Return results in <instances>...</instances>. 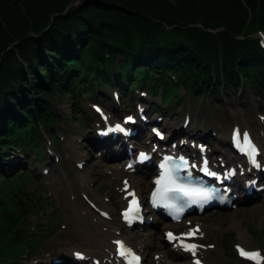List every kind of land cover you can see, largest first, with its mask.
I'll use <instances>...</instances> for the list:
<instances>
[{"label": "trees", "instance_id": "trees-1", "mask_svg": "<svg viewBox=\"0 0 264 264\" xmlns=\"http://www.w3.org/2000/svg\"><path fill=\"white\" fill-rule=\"evenodd\" d=\"M73 1L0 0V178L11 187L30 177L24 170L9 177L1 171L9 166L6 151L37 152L38 123L58 118L50 94L66 91L76 99L93 79L110 84L116 59L123 79L128 72L130 82L152 92L163 83L166 99L173 90L167 71L195 94L243 81L264 97V52L253 35L264 30V0H82L69 7ZM0 195L6 196L1 211H17L9 188ZM27 209L21 204L20 220L0 213V224L7 225L0 230V243L6 241L0 251L18 249L13 228L25 222ZM1 256L0 263L18 264Z\"/></svg>", "mask_w": 264, "mask_h": 264}, {"label": "rangeland", "instance_id": "rangeland-1", "mask_svg": "<svg viewBox=\"0 0 264 264\" xmlns=\"http://www.w3.org/2000/svg\"><path fill=\"white\" fill-rule=\"evenodd\" d=\"M75 1V0H74ZM76 4L75 6L71 2L69 7H76L81 4ZM245 2V0H242ZM64 13V12H62ZM62 15L60 12L54 13L53 16H60ZM38 37V34L36 35ZM115 69V65L113 66ZM117 87V86H116ZM135 87V86H133ZM110 88H105L106 91L109 93ZM160 89V88H159ZM185 100L181 98L180 100L171 99V104L173 105L176 103L175 108L177 110L174 111H167V115L165 119L169 121L170 124L175 125L180 122L181 114L179 112L180 106L183 109V106L191 107V113L193 116H196L197 124L199 122L204 123V128L207 129L209 127L216 128L217 125H225V128H228L231 123L234 121L239 122L240 116H234L231 111H243L245 117L250 115L255 110L256 105V98L253 95V92L247 87L243 86L236 92L229 91V90H220L217 95L205 94L204 97L193 95L190 93L189 90L185 88ZM33 98V96H32ZM108 98V97H107ZM127 98V97H126ZM224 98L228 99V103H225ZM96 98L91 96H81L75 106L74 98L71 95L64 91L58 92L54 91L53 94L49 97L50 105L58 112L59 118L58 122L54 124L51 128L53 129V135L58 139L57 142H52L50 140V147L54 150L56 154H58L59 159L58 161L48 160V154L46 147L48 146V141L44 132L47 133V128L45 126H39V133H42V147L41 156H36L34 153L28 155L27 151L21 150L20 148L13 147L7 150L6 158L9 161V166L7 170H1L7 176H11L14 172V169L17 170H27V174L31 176V178L26 179V184H21L18 188L15 186L11 187L9 183L2 181L0 178V190L7 191L8 188L12 193V200L16 203L17 211L15 208L9 207L7 210H0V213H3L4 216L10 214L12 215L14 220H20L21 215V204H25L28 207H31L34 204V200H36V190H33V184H37L38 187L41 188V192L43 193L44 199L42 202L39 203L40 207L36 213L31 214L29 217L32 220V223L24 224L29 225L30 228H25L26 230H22L19 228L23 222H20L16 225L17 228H13L14 230V242H19L18 252L13 248H8L7 251H0L1 258H9V257H16L17 255L21 254L20 256L23 258L25 262L26 255L30 256L32 260H39L37 257L41 258L43 255V250H55L57 247L64 246L67 243V235L69 234L67 231L68 223H67V210L68 206L72 205L73 207H78V203L76 205L73 204V188L79 187L77 184L73 186V181L75 179V175L78 172L83 174H88L89 179L92 185H89V189L87 188V193L90 194L92 192L91 188L94 189L95 193L99 195H106L109 196L110 199H114L116 190L114 188L115 181L110 177L108 174L109 162L111 159H104L97 155L96 150L92 149L91 145L87 143L86 140L81 142V135L82 132L81 128H85L88 126L89 117L86 114L87 122L85 125V121L83 119V114H78L76 111L80 110L78 102L82 104V106L91 113L93 122L98 120V117L94 112H91L90 107L88 106V102L94 101ZM157 99V98H155ZM236 118L237 120H234ZM191 127V126H190ZM61 128L64 130L62 131ZM195 130V129H194ZM44 131V132H43ZM77 138V140H76ZM83 143V144H82ZM59 144V146H58ZM76 144V148L74 147ZM55 146H58L60 149H55ZM41 147V148H42ZM86 153L85 165L83 169H78L73 164V160H69L66 157V154L69 153L71 158H75L81 152ZM41 161V162H40ZM43 167L48 168V172L46 174H42L41 170ZM11 184H14L12 179H10ZM141 182V188L143 186H147L146 179H139ZM82 190H84L82 188ZM91 190V191H90ZM25 195V199H24ZM112 195V196H111ZM114 196V197H113ZM34 197V200H33ZM65 202V206L62 207V200ZM0 202L3 205H6V196L0 195ZM18 199V200H17ZM244 206L237 207L236 209L224 211V213H214L212 216H208V219H204L205 216H201L204 221H215L219 225V231H210V235L212 239H221V245L225 250V254L229 255L228 257H232V260L225 259L224 257L220 258V262L218 264H240L238 263L237 258L232 250V243L240 242L245 247L249 248H259L262 251L264 250V237L257 235L254 230H261L264 228V197L261 198L259 201L248 202L244 203ZM53 209V210H52ZM79 209L82 211L81 207ZM79 210V211H80ZM206 215V214H205ZM211 215V214H210ZM2 216V215H1ZM239 218V221L237 219ZM236 223V227L234 223ZM67 225V226H65ZM44 226L45 230H42ZM0 230L3 231L7 225L0 224ZM245 230V240L241 239L238 236L237 230L241 228ZM250 227V228H248ZM253 232L254 240L249 231ZM36 232H40L36 237L35 247L31 250L28 249L27 243L25 242L26 237L34 235ZM145 232H151L150 235L146 237L151 239V244H156L157 247L160 245V236L161 232L157 229H147ZM140 235V234H139ZM220 235H222L220 237ZM224 235L226 237L224 238ZM142 235L138 236L141 237ZM24 237V239L22 238ZM228 237V238H227ZM227 238V239H226ZM227 240L224 243V240ZM28 240V239H26ZM30 241V240H29ZM65 241V242H64ZM33 242V241H31ZM6 245V241L0 243V250L4 248ZM148 246V241H147ZM148 248V247H147ZM69 251V249H67ZM222 248L220 249L218 243L216 245V253H221ZM6 252H15L10 254H5ZM217 254L214 256L216 257ZM31 262V261H30ZM31 264V263H26ZM217 264V263H214Z\"/></svg>", "mask_w": 264, "mask_h": 264}, {"label": "snow or ice", "instance_id": "snow-or-ice-1", "mask_svg": "<svg viewBox=\"0 0 264 264\" xmlns=\"http://www.w3.org/2000/svg\"><path fill=\"white\" fill-rule=\"evenodd\" d=\"M99 111V109H97ZM132 117H127V121H131ZM116 130L124 131V129L120 125H116ZM156 131L155 129L153 130ZM157 135H161L159 132H156ZM162 138V137H161ZM233 143L234 145L240 150L243 154L247 155L250 158V161L255 164L256 160L255 157L257 155L258 150L256 149L255 145L251 142V139L247 132L241 134L239 129L234 130L233 132ZM141 159L146 158V154L141 153ZM171 159V158H166ZM183 161V157L179 158ZM207 160L205 159L203 162L202 171L206 174L215 176L216 173L210 172L207 167ZM183 167H187V162L184 161ZM131 167V165H129ZM195 167V165H193ZM161 168L164 169L161 176L155 181L157 188L153 192L152 195V203L156 205L159 202H163L168 198V193H175L182 197H187L189 203H207L213 197L212 194L206 188L196 187L187 183H181L177 179V177L173 174V169L169 168L166 164H162ZM181 165H177L175 168L176 172H179ZM125 191H127V182H125ZM128 196H131L132 199L129 201L127 209L123 212V218L131 223L134 219L139 218V202L135 197L134 192H128ZM170 206V205H166ZM182 211V209L178 210ZM178 218V217H176ZM199 228L191 229L187 233L181 234V236L177 237L173 233L169 232L166 234L167 239L170 241L178 240L179 246L183 248V250L191 252L193 256L196 254V250L198 247H201L195 243L187 242L189 238L195 237ZM118 245V252L121 257L126 258L127 264H139V257L132 253L131 249H127L122 241L115 242ZM239 255L252 262V264H264V255H262L259 251H247L240 246H237ZM78 259H83L82 253H75ZM195 264H200V261L197 260Z\"/></svg>", "mask_w": 264, "mask_h": 264}, {"label": "bare ground", "instance_id": "bare-ground-1", "mask_svg": "<svg viewBox=\"0 0 264 264\" xmlns=\"http://www.w3.org/2000/svg\"><path fill=\"white\" fill-rule=\"evenodd\" d=\"M224 100H225V103L227 104L228 99L224 98ZM171 126L173 125H171L168 120H166L163 123V127H165L166 129L170 128ZM178 130H180V128L175 129V132H178ZM191 130H194V129H191ZM84 138L87 139L88 143L91 145L89 134H85ZM103 147L104 146H102V148ZM102 153L105 154V152H102ZM67 158L69 160H73L77 162V161H81L82 159H86V156L83 152L79 154L77 152V155L75 158L73 159L70 158V155H68ZM116 174H122V176H127L126 177L127 181L130 183L131 187H134L138 192H141V182L138 178L134 177L132 173L126 172L122 169H117ZM75 177H76L75 179L79 180L80 183L75 181L79 187H75L73 189L75 190L74 193L79 195L77 190H80V194H81L82 192H84L82 188L89 189L90 187L89 182L91 181V179H89L88 174H83L79 172L77 173ZM75 182L73 183V185H75ZM87 198L93 203L91 207L87 203L84 204L82 200L78 201V205L80 204L81 208L84 210L83 212H79L78 208H74L71 205L68 206V210H67L68 214L66 216H67V223L69 225L68 229L74 230L73 233H69L72 239L77 240L79 238L80 242L91 241L95 244V247H97L100 252H101L102 247L104 246L112 247V245L109 244L110 242L109 239L116 238V237H122L128 243H132L133 245L140 246L139 240L132 241V239L134 238L133 234L128 233L126 235L123 234V236L116 234L117 229H119V222L114 212L116 210L117 205L123 204L121 193L117 194V197L116 198L114 197V199L111 200L110 202H109V199H110L109 197H107L106 195H99L98 193H95L94 190L92 191V195H87ZM61 200H62L61 203L63 207L65 206V202L63 201L62 198ZM98 210L107 213V216L105 218L101 217L100 215H98L99 214ZM237 221H239V218L237 219ZM237 221L234 223L235 227H236ZM91 227H92V230L90 229ZM237 233L241 239L245 240V228L244 230L239 228L237 230ZM150 234L151 232L146 233V235H150ZM84 248L85 249L82 251L86 254H90L91 256L96 255L95 253H99L97 251H92V249H90L86 244ZM71 250H72V247H71ZM75 250H81V249H75ZM104 254L106 255V252ZM80 263L84 264L83 261H81Z\"/></svg>", "mask_w": 264, "mask_h": 264}]
</instances>
